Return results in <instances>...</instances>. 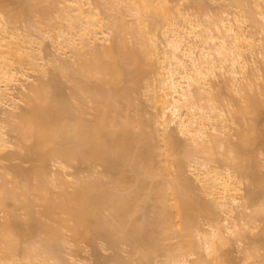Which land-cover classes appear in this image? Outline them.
I'll use <instances>...</instances> for the list:
<instances>
[{
  "label": "bare ground",
  "instance_id": "obj_1",
  "mask_svg": "<svg viewBox=\"0 0 264 264\" xmlns=\"http://www.w3.org/2000/svg\"><path fill=\"white\" fill-rule=\"evenodd\" d=\"M15 1L0 0V158L10 155V128L33 166L0 173V264H63L65 230L73 242L126 244V255L113 258L117 264H221L230 234L242 241L256 226L260 209H247L264 186L257 153L248 147L261 139L255 120L264 101V0H236V13L212 19L190 17L171 0H24L21 10L40 18L23 29L4 15ZM46 64L69 67L74 102L56 73L45 81ZM147 72L154 112L141 120L123 111L121 100ZM182 146L196 154L189 160L192 177L181 169ZM216 147L228 152L219 164ZM52 161L59 171L49 169ZM84 162L103 166L110 179L65 169ZM244 177L257 186L248 196ZM197 188L203 195L190 200ZM200 217H208L207 228ZM193 233L202 240L198 246Z\"/></svg>",
  "mask_w": 264,
  "mask_h": 264
},
{
  "label": "rangeland",
  "instance_id": "obj_2",
  "mask_svg": "<svg viewBox=\"0 0 264 264\" xmlns=\"http://www.w3.org/2000/svg\"><path fill=\"white\" fill-rule=\"evenodd\" d=\"M15 1V0H14ZM19 1V2H18ZM24 0H16L15 2H12L11 4H9L7 7H8V11H7V14H4V15H8L7 17L10 19V21H11V23H12V25H18L20 28H25V26H26V28H28V26L32 23V21H33V19H34V17H37V15L35 14V13H32L33 11H30V13H27V12H25L24 10H21V8L23 9H25V1L23 2ZM54 1H56V0H54ZM236 1V0H235ZM17 2V3H16ZM49 2V1H48ZM53 2V1H52ZM21 5V7H20V5ZM28 3V2H27ZM45 3V2H44ZM43 3V4H44ZM47 3V2H46ZM56 3V2H55ZM172 3H175V4H180V8H181V10H183V11H186L187 12V14L186 15H188L189 13L190 14H193L194 16H203V17H205L206 19H207V17H209V18H211L210 16H212L213 18L214 17H216V18H218L220 15H226V14H228V13H231V12H233V13H236L237 12V9H239V7L238 6H240L241 5V2L239 1L238 3H237V1L235 2V3H237V4H234V2H233V0H171V4ZM240 3V4H239ZM48 4V3H47ZM53 4H54V2H53ZM239 4V5H238ZM50 5H51V2H50ZM199 5H200V7H199ZM235 5H237V6H235ZM27 6V5H26ZM55 7H56V5H54ZM243 6H245V5H243ZM246 6H249V4L248 5H246ZM7 7H6V9H7ZM52 7V6H51ZM241 7V6H240ZM250 7H251V5H250ZM244 8V7H243ZM247 8V11H249L248 9V7H246ZM28 9V8H27ZM52 9H53V7H52ZM242 8H240V10H241ZM251 9H252V7H251ZM250 9V10H251ZM26 10V9H25ZM55 10V9H54ZM49 11V13H48V15H50V17H52L53 15H54V13H55V11ZM236 10V11H235ZM240 10H238V12H240ZM244 10H246L245 8H244ZM243 9L241 10L242 11V13H243V11H244ZM6 11H5V13H6ZM182 11V12H183ZM246 11V12H247ZM253 11V10H252ZM246 12H244V13H246ZM183 13H185V12H183ZM249 13V12H248ZM247 13V14H248ZM189 14V15H190ZM232 14V13H231ZM36 15V16H35ZM230 15V14H229ZM253 15H255V13L253 14ZM192 15H190V17H191ZM194 16H192V17H194ZM218 16V17H217ZM6 17V16H5ZM48 17V16H47ZM7 18V19H8ZM38 18V17H37ZM40 18V17H39ZM38 18V19H39ZM49 18V17H48ZM202 18V17H201ZM36 19V18H35ZM45 19V18H44ZM203 20H206V19H204V18H202ZM212 19V18H211ZM41 20V19H40ZM33 24V23H32ZM32 24H31V26H32ZM251 29H252V27H251ZM126 30V29H125ZM123 31V34L122 35H124L126 38H130V37H132L131 35H130V33H126V32H124V30H122ZM128 32V31H127ZM122 33V32H121ZM264 33V32H263ZM262 34V33H261ZM121 34H119L118 36H120ZM121 35V36H122ZM133 35V34H132ZM263 35V34H262ZM123 37V36H122ZM132 39H133V37H132ZM127 40H130V42H131V38L130 39H127ZM128 43H129V41H128ZM43 46H45V48H46V54H47V52L49 51V54L51 55V50H53L54 48H53V46H52V42H51V40L50 39H45V41H44V44H43ZM44 48V49H45ZM54 51V50H53ZM44 53V52H43ZM49 54H48V57H49ZM46 56V55H45ZM47 57V56H46ZM47 57V58H48ZM47 58H46V60L45 61H47ZM50 58V57H49ZM62 58V57H61ZM49 64V63H48ZM47 65V64H46ZM48 66V67H47ZM46 67L48 68V70L49 71H47L46 73H47V75H45L43 78L45 79V81H47V82H49L50 80H52L51 78H53L54 76H53V74H55L56 73V79H57V77H58V82L62 85V91H63V93H64V96H66L67 97V99H69V101H71V102H74L75 101V99L73 98L74 96H73V92H72V90H73V88H72V80L69 78V77H67V76H69L68 74L66 75V73H65V71H66V67H64V69H62L61 68V66H60V68H58V67H55L54 65L52 66V64L51 65H47ZM64 66V65H63ZM62 66V67H63ZM69 67H67V69H68ZM70 70V69H69ZM30 72L31 71H28V73L30 74ZM68 72H70V71H68ZM33 74V73H32ZM31 74V75H32ZM151 74L152 73H146V75L144 76V77H142V79L140 80V83H139V85L138 86H136L135 88H134V90L128 95V96H126L125 98H123L122 100H121V103H122V106H123V111H127V113L130 115V116H132V117H135V116H137V115H139L140 116V118H141V120H147L148 119V115L150 114V113H153L154 112V109L151 107V103L149 102V100H148V93H147V91H146V85H147V83L150 81V79H151ZM33 76V75H32ZM53 76V77H52ZM33 78V77H32ZM219 82H221V81H219ZM221 83H223V81L221 82ZM224 84V83H223ZM223 84L222 85H220V83L218 84V85H220L221 87H222V90H221V88H220V96H222V99L224 100V101H226L227 99H228V92H226V90H227V88H225V86H224V88H223ZM14 86V85H13ZM219 86V87H220ZM15 88H17V87H15ZM216 88H218V86H216L215 87V90H216ZM258 88V87H257ZM260 88V87H259ZM219 89V88H218ZM217 89V90H218ZM226 89V90H225ZM261 89H262V87H261ZM215 90H214V92H215ZM216 90V91H217ZM259 89H256V91H258ZM219 91V90H218ZM217 91V92H218ZM255 91V92H256ZM13 92H17V89H14L13 90ZM258 92H260V90L258 91ZM257 92V93H258ZM263 92V91H262ZM262 92H260L259 93V98H260V100H261V97H260V94L262 93ZM216 93V92H215ZM228 93V94H227ZM253 93V92H252ZM62 94V93H61ZM218 94H219V92H218ZM254 94V93H253ZM263 94V93H262ZM257 95V94H256ZM220 96H219V98H220ZM258 96V95H257ZM262 96V95H261ZM62 97H63V95H62ZM66 97H64V98H66ZM263 99H264V95H263ZM262 99V100H263ZM205 101V100H204ZM220 101H221V99H220ZM227 101H229L230 102V99L229 100H227ZM203 102V101H202ZM228 102V103H229ZM204 103H206V102H204ZM222 103V102H221ZM221 103H219V101H218V105L219 106H221L220 104ZM22 104V103H21ZM24 104V103H23ZM23 104H22V106H23ZM224 103H222V105H223ZM226 104H227V102H226ZM25 105V104H24ZM89 105H90V102L88 101V103H87V106L89 107ZM23 107H25V106H23ZM4 108V106H2V108H0V111L2 110ZM231 108V107H230ZM234 109V108H233ZM91 110H92V108H91ZM261 113L258 115V117H257V119L255 120L256 121V124L258 123V125H259V129H258V132H257V134H258V137L259 138H261V139H257L256 140V142L254 143V144H251V143H249V144H251V145H249L248 147H249V149H253V151L252 152H254V153H252L253 155L255 154V152L257 153L254 157H255V159H256V157H257V159L255 160L256 162H258V173H260V174H258V175H261L262 173H264V147H263V144H264V101L262 102V105H261ZM2 112L4 113V110H2ZM1 112V113H2ZM2 113V114H3ZM0 115L1 117L0 118H2L3 116H4V114L3 115ZM229 114V113H228ZM228 116V115H227ZM235 117V116H234ZM16 119V118H15ZM234 119H236V118H234ZM17 120V119H16ZM15 121V120H14ZM255 121H254V123H255ZM6 124L7 123H5V121H3V122H1V125H3V126H5L4 127V130L6 131V129H8V127L6 128ZM236 128L237 127H240L239 129H238V131H240L242 128H241V126L237 123L236 125ZM257 128H258V126H257ZM10 129V128H9ZM9 129L6 131V132H8V134H6V136L5 137H7L8 139V142L10 143V145H9V143H8V145H7V152L10 154V155H12L11 153L13 152L14 154H16L15 156H10L12 159H10L9 160V156L7 155V159H5V155L3 156V158L1 159L0 158V161L3 163H1V165H3L4 166V164H5V166H4V169H3V166H1L0 165V170H2V172H0V173H3L4 171H5V169H6V171L7 170H9V172H13L14 173V170L12 171V170H10L9 169V167H11L12 166V169L14 168V166H16V165H18L17 167H23V169L24 168H27V169H30V167L31 166H33V164H32V161L30 162V160H25V159H23L24 158V154L23 153H25L26 151L24 150V147H21L22 146V144L20 143V145L18 144L20 141H17V140H19L18 138H17V134L15 133V131L13 132V131H9ZM10 130H12V129H10ZM234 130L236 131V129L234 128ZM260 130H261V132H260ZM261 133V135H260V133ZM261 136V137H260ZM233 137H235V136H233ZM17 138V139H16ZM182 140H183V138L182 137H180ZM236 138H238L237 137V135H236V137H235V139ZM181 139H179V143H180V140ZM237 140H239V139H237ZM234 141H236V140H234ZM237 142V141H236ZM182 143V142H181ZM180 143V144H181ZM184 146H187L186 148H188V145H185L184 144V142L182 143ZM186 148L185 147H180V149L178 150V151H181L180 153H181V155H180V158H181V162H182V164H181V169H182V172L186 175V176H189V177H192V175H191V171H190V168H189V160H190V158L191 157H195L196 156V154H192L191 152H190V156L188 155V151L186 150ZM220 148V147H219ZM219 148L218 147H216V149H218L217 151L218 152H216V154H217V163L219 164V162H223V156H224V154H222V153H224V152H226V150H224V152L222 151V148L219 150ZM5 151V150H4ZM3 151V152H4ZM249 151V150H248ZM3 152L1 153V154H3ZM6 152V151H5ZM11 152V153H10ZM171 152H172V155L171 156H174V152H173V150H171ZM20 153H22L23 154V156H20L21 154ZM227 153L228 152H226V154L225 155H227ZM13 154V155H14ZM249 156H250V154H251V152L249 153H247ZM252 154H251V156H252ZM20 157H19V156ZM247 155V156H248ZM2 157V156H1ZM9 157V158H8ZM13 157H15V158H13ZM5 159V160H4ZM3 160V161H2ZM51 163H53V164H51ZM50 164H49V169L50 170H53V172H54V169L56 170V172H57V169H58V165L55 163L54 164V162L52 161ZM216 163V162H215ZM216 163V164H217ZM234 163H235V161H234ZM32 164V165H31ZM75 164V163H74ZM232 164H233V161H232ZM57 165V166H56ZM9 166V167H8ZM26 169V170H27ZM65 169H67L69 172H71L72 171V174H74V176L77 174L76 173V171L80 174V175H82V176H84L86 179H89V178H91V177H95V175L97 176V175H99V176H101L102 178H103V180H109L110 179V177H111V173L110 172H106L105 170H104V167L103 166H101V165H98V164H95V163H92V162H87V163H79V164H77L76 166H71V167H69V168H65ZM4 170V171H3ZM60 169H58V171H59ZM8 172V171H7ZM74 172V173H73ZM13 173H11V175H13ZM31 172H30V170H29V176H31V174H30ZM110 173V174H109ZM163 173H164V179H169L170 178V174H168V171L165 169L164 171H163ZM71 174V175H72ZM29 176H28V178H29ZM69 177H72V176H69ZM83 177V178H84ZM72 178H74V177H72ZM245 179H243L242 181H244V183L242 182V185H243V189H244V193L246 194L247 193V191L249 190L250 191V189L251 188H253V186H254V188H255V186L256 185H253L254 184V182L252 183V179L250 180L248 177L246 178V177H244ZM30 180L32 179H34V175H33V178L32 177H30L29 178ZM195 184H197V182L195 183ZM195 186H197V185H195ZM257 187V186H256ZM252 190V189H251ZM257 190V192H258V194H257V198H256V196H254V198H255V200H254V203H252V204H250V206H249V208L247 209V212H252V210L254 209V208H256V209H260L258 212V216L256 215V220H255V227L254 228H251V229H247V236H246V238L244 239V240H242V241H239V240H237V238H235L234 237V235L233 234H230V241H229V243L226 245V247H225V249H226V251H227V253H228V255H225V256H222L221 258H220V261H221V264H263L264 263V239H262V236H261V234H262V231L264 230L263 229V227H264V208L262 209V207H260L261 205H260V203L262 204V202H264V186H263V190H261V188H260V190L258 191V189H255L254 191H256ZM248 191V192H249ZM248 194L249 193H247V196H248ZM197 195H203L202 193H201V191H199L198 190V188L197 189H195L194 190V193H190L189 194V199L190 200H192V199H194ZM255 195V194H254ZM246 200V203H247V201H249L250 200V198L248 199L246 196H245V198H244V201ZM250 202V201H249ZM8 203H10V202H8ZM249 204V203H248ZM7 206H9V208H10V206H12V204L10 203L9 205H7ZM15 209V208H14ZM17 211H21V209L20 208H18L17 209ZM16 211V212H17ZM1 213V212H0ZM2 214V213H1ZM224 214H222V212H221V210H217V214H216V217L218 218V219H221V217L223 216ZM1 216V215H0ZM201 218V217H200ZM230 219H232L231 217H229ZM0 219H1V217H0ZM229 219V224L230 223H232L231 222V220ZM207 221H209L208 220V217L206 218H201L200 219V227H202V228H207L208 227V225H207ZM263 229V230H262ZM65 232V234L67 235V238L68 239H66V244H64V246H63V248H62V250L60 251L61 252V257L63 258V261H65L66 263H67V261H68V263L70 264V262L72 261V262H74V258H76V260H79L80 259V261H82V264H85V263H88V262H90L89 264H117L116 262H115V260H113V258H114V256H115V254H121V255H126V253H127V249H128V246L126 245V244H122L120 247H118V248H109V246H106V244H105V242H103V240H97V243H95V244H93V245H91L90 243H88V242H86V241H79V242H73L71 239H70V231L68 232L67 230H65L64 231ZM33 237V236H32ZM36 236H34L33 238H31V236H30V238L29 239H31L30 240V243L29 244H34V241L36 240V238H35ZM28 239V240H29ZM35 239V240H34ZM183 239V238H182ZM182 239L181 238H179V237H176V238H173L172 239V241L173 242H180V241H182ZM185 240H187V239H189V237H185L184 238ZM192 239L194 240V242H195V245L196 246H198V244L202 241L200 238H198V234L197 233H193V236H192ZM254 245H256L258 248V250H257V252H256V254H255V256H248L247 254L248 253H246V252H248V250L250 249L251 250V246L253 247ZM254 248V247H253ZM253 250V249H252ZM199 252H200V255H202V256H204L205 255V252H204V250H203V248L202 247H200L199 248ZM71 254H72V256H71ZM74 256V257H73ZM71 257H73L72 259H71ZM158 258L159 259H162V258H164V255H162V254H160L159 256H158ZM65 259V260H64ZM70 259V260H69ZM60 260V259H59ZM86 260V261H85ZM65 262H63V264L65 263ZM71 262V263H72ZM85 262V263H84ZM62 263V261L60 260V264ZM65 263V264H66ZM58 264V263H57ZM80 264H81V262H80Z\"/></svg>",
  "mask_w": 264,
  "mask_h": 264
}]
</instances>
